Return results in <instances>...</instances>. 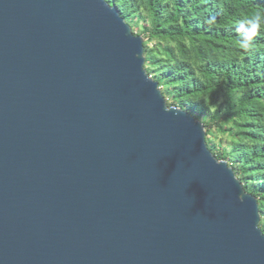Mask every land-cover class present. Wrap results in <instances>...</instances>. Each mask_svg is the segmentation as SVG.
Returning a JSON list of instances; mask_svg holds the SVG:
<instances>
[{
	"label": "water",
	"instance_id": "water-1",
	"mask_svg": "<svg viewBox=\"0 0 264 264\" xmlns=\"http://www.w3.org/2000/svg\"><path fill=\"white\" fill-rule=\"evenodd\" d=\"M144 42L107 0H0V264H264L258 198Z\"/></svg>",
	"mask_w": 264,
	"mask_h": 264
},
{
	"label": "trees",
	"instance_id": "trees-1",
	"mask_svg": "<svg viewBox=\"0 0 264 264\" xmlns=\"http://www.w3.org/2000/svg\"><path fill=\"white\" fill-rule=\"evenodd\" d=\"M117 1L126 4L125 18L145 5L151 18L150 28H145L149 39L192 42L195 59L202 64L201 80H189L177 97L225 96V108L214 119L220 127L232 124L223 131L232 133L234 150L225 155L246 192L258 198L264 231V0ZM245 37L251 38L250 47ZM181 51L184 59L193 57L184 47ZM178 62L172 67L173 78L181 83L193 73L187 62Z\"/></svg>",
	"mask_w": 264,
	"mask_h": 264
},
{
	"label": "rangeland",
	"instance_id": "rangeland-1",
	"mask_svg": "<svg viewBox=\"0 0 264 264\" xmlns=\"http://www.w3.org/2000/svg\"><path fill=\"white\" fill-rule=\"evenodd\" d=\"M107 1L111 5L118 7L121 14L127 12L125 3L123 4L117 0ZM130 1L128 0V3ZM125 20L131 26L133 33L142 36L145 40V69L150 77L159 82L168 107H178L186 110L204 125L208 124L205 129L209 149L217 159L226 161L231 166L232 162L227 155L233 149L234 140L231 137L232 133L224 132L223 130L224 128L232 127V124L227 122L220 127L219 122L214 119L225 108V96L223 93L200 94L198 97L186 99L177 97V90L184 89L189 80H201L200 68L202 64L195 59L192 42L188 40L149 39L145 28H150L151 18L149 10L144 4H139L132 13H128ZM183 47L189 51L188 55H193L191 59H184V53L181 51ZM169 49L173 51L174 57L169 56ZM175 62H178V64L187 62L193 73L181 83H176L173 78L175 76L172 67ZM221 155L227 158L220 159ZM236 175L239 178L238 174ZM241 182L244 186V181Z\"/></svg>",
	"mask_w": 264,
	"mask_h": 264
},
{
	"label": "clouds",
	"instance_id": "clouds-1",
	"mask_svg": "<svg viewBox=\"0 0 264 264\" xmlns=\"http://www.w3.org/2000/svg\"><path fill=\"white\" fill-rule=\"evenodd\" d=\"M251 42V38L245 37V43H247L249 47L251 46Z\"/></svg>",
	"mask_w": 264,
	"mask_h": 264
}]
</instances>
